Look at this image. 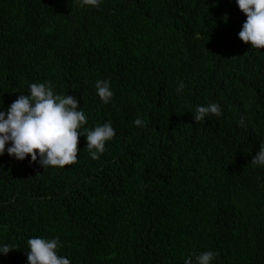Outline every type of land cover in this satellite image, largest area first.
Here are the masks:
<instances>
[{
    "label": "trees",
    "instance_id": "16d2710c",
    "mask_svg": "<svg viewBox=\"0 0 264 264\" xmlns=\"http://www.w3.org/2000/svg\"><path fill=\"white\" fill-rule=\"evenodd\" d=\"M246 19L236 0H0V110L51 81L77 97L85 128L117 133L98 160L81 136L64 168L0 156V244L15 248L0 264H29L33 237H59L72 264H184L206 251L214 264H264V168L251 164L264 49L239 38ZM97 80L111 81L110 103ZM213 102L222 116L196 123Z\"/></svg>",
    "mask_w": 264,
    "mask_h": 264
},
{
    "label": "clouds",
    "instance_id": "9594fccd",
    "mask_svg": "<svg viewBox=\"0 0 264 264\" xmlns=\"http://www.w3.org/2000/svg\"><path fill=\"white\" fill-rule=\"evenodd\" d=\"M102 2L77 0L81 7L91 8H99ZM236 3L247 17L239 38L245 44L250 43L253 49H264V0H236ZM183 89L181 83L177 92ZM95 90L104 104L110 103L115 95L109 80H97ZM222 114L221 106L213 102L197 105L193 118L197 123ZM87 123L88 118L76 96L56 94L51 81L32 83L29 94H21L9 108L0 110V156L7 150V154L18 161L30 156L33 163L38 161L44 169L64 168L77 163L79 138L85 136L91 158L98 160L117 133L111 122L92 130L85 128ZM134 124L142 127L144 121L137 118ZM238 124L247 127L243 117ZM251 164L264 168V143ZM27 245L29 264H72L68 257L59 254L62 247L59 237H33L27 240ZM14 249L12 245L0 244V254L4 256ZM217 255L213 251L202 252L189 256L184 264H214Z\"/></svg>",
    "mask_w": 264,
    "mask_h": 264
}]
</instances>
